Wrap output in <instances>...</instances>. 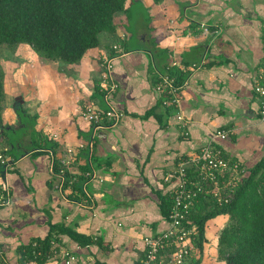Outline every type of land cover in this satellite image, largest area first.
<instances>
[{"label":"crops","instance_id":"1","mask_svg":"<svg viewBox=\"0 0 264 264\" xmlns=\"http://www.w3.org/2000/svg\"><path fill=\"white\" fill-rule=\"evenodd\" d=\"M142 1L148 8L147 0ZM177 2L182 14L172 10ZM156 7L160 10L156 15L152 11L154 45L135 50L118 45L117 52L105 42L110 34L102 33L100 45L79 63L80 85L77 75L71 74L72 87L52 94L55 100L63 99L43 108L49 122L43 130H50L59 161L67 147L75 149L64 170L79 176L84 153L91 155L93 172L82 186L84 195L71 187L62 190L47 155L32 159L26 153L16 161L15 172L4 174L13 202L0 207V245L11 264H18L19 245L46 236L47 221L105 244L80 247L60 234L54 244L58 252L48 264H63L62 249L76 253L72 264H138L144 257L143 239L167 226L160 197L173 192V173L181 158L211 141L217 129H232L227 139L214 140L227 158L250 167L263 154L264 122L257 115L253 83L264 58V0H163ZM115 23L128 37L117 17ZM103 58H113L118 88L112 99L123 117L113 128L94 131L80 121L79 112L82 103L104 105L96 90L98 60ZM193 64L199 67L182 69ZM175 71L186 78L177 91L178 107L167 111L155 83L161 74L176 77ZM58 109H63L62 121ZM88 135L93 137L91 148H77Z\"/></svg>","mask_w":264,"mask_h":264},{"label":"trees","instance_id":"2","mask_svg":"<svg viewBox=\"0 0 264 264\" xmlns=\"http://www.w3.org/2000/svg\"><path fill=\"white\" fill-rule=\"evenodd\" d=\"M126 1L0 0V47L3 45L27 44L35 53L48 60L53 62L60 61L71 67L76 66L81 62L85 53L100 45V35L102 33L111 35L119 33L115 17L128 11L129 5L125 6ZM135 1L130 0V4ZM138 1L143 2L142 0ZM162 1L150 0L154 4H159ZM116 39L118 38L116 37ZM108 59L103 58L100 62L99 80L104 69L102 64ZM160 71L161 73H165L164 70ZM176 75L175 85L180 87L185 81L186 74L176 72ZM2 90L3 71L0 63V95ZM96 90L97 95L101 96L100 99L104 104L103 95L105 87H103L101 82L100 87H97ZM161 93L160 102L171 99V96L166 91H162ZM111 101L113 108L117 112L122 113L123 117V112L114 107L113 99ZM95 107L98 106L90 102L84 103V105L82 103L79 112L80 121H84L83 114L89 108L95 109ZM101 108L104 109L106 107L105 105H101ZM166 108L169 111L174 107L171 104H167ZM14 110L18 115V120L22 127L28 124L31 128V140L28 143L29 147L24 148L22 146L24 139L16 140L10 135L22 127L19 129L6 128L0 123V136L4 137L8 145L11 146L10 149L6 148L5 151L0 148V152L6 158L11 153V157L7 158L9 161L6 169L0 163V178L2 179L4 174L9 173V171L10 173L15 172L14 165L16 161L21 156L26 155V153H29L28 156L32 159L33 157L47 155L51 161L52 172L60 178L62 190L71 187L77 194L81 193L84 195L82 186L88 181L93 172L89 160L91 157L90 153H84L86 161L80 167L81 174L79 176H71L65 169L64 174L60 177V169H64V166L57 157L55 143L52 140L51 134L49 132L43 133L42 131H37L35 129V117L26 114L21 106ZM35 116L37 115L35 114ZM23 121H28V123ZM89 126L94 130V123H90ZM92 138V135H88L85 143H79L83 146L78 147L77 145V148H90ZM213 146L225 153L216 144V141L213 142ZM84 150L87 151V149ZM73 152L75 155V149H73ZM183 158H186V156ZM71 160L72 157L68 165L71 164ZM233 161L238 164L240 179L234 180L231 185L226 186L225 190L220 192V195L226 201L219 203L212 196H200L192 206L188 219L184 221L185 228H194L190 240L196 249L186 264L200 263L203 245L206 242V224L209 220L222 215L228 216L229 223L218 234L217 249L219 257L225 259L227 264H264V152L257 162L250 167H246L238 161ZM189 174L192 175L190 169ZM232 174L234 173L228 172L224 177H219V185L225 186L221 182L227 183ZM11 196L12 194L9 189V198ZM69 197L73 198L74 196L69 195ZM160 199L161 214L165 217L167 223L169 211L173 204L174 192L167 196H161ZM9 202L11 203V201ZM1 207L6 208L8 206L3 205ZM47 225L49 229L44 238H34L27 244H21L17 247L18 264H48L54 252H58L54 244L59 243L58 235L60 234L67 235L80 247H87L93 244L99 248L105 247V244L99 238L93 239L91 236L80 235L70 227L52 224L51 221H47ZM0 247L3 249L2 245ZM158 253L163 254L168 253V251L160 250ZM74 254L76 255L75 252ZM4 255L7 257L6 252ZM61 260L63 262V256H61ZM138 264H143V261Z\"/></svg>","mask_w":264,"mask_h":264},{"label":"built area","instance_id":"3","mask_svg":"<svg viewBox=\"0 0 264 264\" xmlns=\"http://www.w3.org/2000/svg\"><path fill=\"white\" fill-rule=\"evenodd\" d=\"M203 29L208 32L209 27L203 26ZM215 31L217 32V30ZM113 49L119 52L118 45H113ZM112 60L113 58H109L102 64L104 69L100 75V82L105 87L103 101L106 108L103 109L99 106L95 109L89 108L83 114L85 122L94 123V130L113 128L122 117V113L113 108L111 101L118 88V84L112 76ZM198 67L199 65L193 64L182 69L187 71ZM175 78V76L169 74L159 75L156 90L166 91L171 96L170 100H163L164 105L171 104L174 108H177L180 101L177 91L180 87L175 85ZM253 93L257 100L258 118L264 122V58L254 76ZM177 120L184 125V119L181 115L177 116ZM230 134H232V129L215 130L211 135V141L177 163L173 173L176 180L173 190L174 199L167 218V226L160 233L143 239L146 251L142 259L143 264H186L193 256L196 249L192 245L190 237L194 232V228L184 227V221L188 219L192 206L200 196H212L219 203L226 201L220 195V192L225 190L226 186L231 185L234 180L240 179L238 164L227 158L219 148L213 146L214 140H225ZM82 146V144H78V147ZM73 155V149L68 147L63 159L60 160L61 164L63 166L68 165ZM0 163L4 165L5 169L7 168V158L1 152ZM189 169L192 171V175L189 174ZM228 172L234 174L227 183L221 182L225 185L222 187L218 183V178L224 177ZM63 174L64 169H60L59 176L62 177ZM9 199V187L5 180L1 179L0 207L8 205ZM160 250L168 251V253L159 254ZM4 253V250L0 247V264H10ZM60 255L64 257V264H72L76 260V255L69 249H62Z\"/></svg>","mask_w":264,"mask_h":264},{"label":"rangeland","instance_id":"4","mask_svg":"<svg viewBox=\"0 0 264 264\" xmlns=\"http://www.w3.org/2000/svg\"><path fill=\"white\" fill-rule=\"evenodd\" d=\"M129 2L130 0L126 1V7ZM179 3L181 4L180 1ZM179 3L177 2L172 10L178 14H182L183 8L180 7ZM147 5L148 8L143 2L135 1L129 5L127 12L117 16V22L121 23V26H124L128 33V37L125 31L123 34L121 33L118 35V39H116V34H110L108 40L105 41L107 45L123 44L127 45L129 50L141 49L139 47H142V45H154L152 11L156 15V12L160 9H158V7L154 8V3L150 2V0H147ZM181 18L183 17L181 16ZM126 37L127 40L125 39ZM144 37L145 42L142 41ZM101 61L100 59L98 60L99 74ZM0 63L3 71V90L0 95V107L2 106L0 109V123L6 128L10 127L13 129L22 126L14 110L21 106L26 114L35 117V129L39 128V130H36L48 133L50 130H43L49 123L48 120L46 121V117L48 118V106H54L56 103L53 105L52 102H60L63 99L62 96L55 92L57 96H60L55 100L52 96L53 91L57 90L61 92V94L64 91H68L67 86L72 87L69 78L71 74L77 75L74 78L76 79V84L80 85L77 79H79L78 74H82L83 72L82 66L78 64L71 67L60 61L53 62L35 53L27 44L1 46ZM58 106L59 108L62 107L60 104ZM44 107H47L45 111H43ZM58 111V117L62 121L61 116L64 115L63 109H58ZM5 112L7 116L4 115ZM35 114L37 116H35ZM40 115L45 116V118L40 117ZM50 115L51 118H53V115ZM66 118H68V115ZM23 122L28 123V121ZM31 132V128L28 124H25L20 130L10 135L16 140L24 139V141H22V146L27 148L31 140ZM10 147L11 146L8 145L4 137L0 136V148L5 151L6 148L10 149ZM10 154H8L7 158L11 157ZM7 161H9V159H7ZM9 201L13 202V196L10 197ZM9 204L10 202L6 206H9ZM228 223V216L223 215L207 222L205 228L206 242L203 245L204 248L199 264H227L226 260L223 258L221 259L218 255L217 239L221 229Z\"/></svg>","mask_w":264,"mask_h":264}]
</instances>
